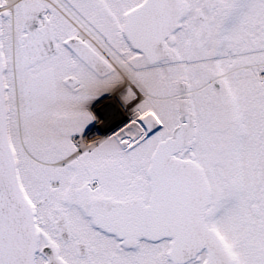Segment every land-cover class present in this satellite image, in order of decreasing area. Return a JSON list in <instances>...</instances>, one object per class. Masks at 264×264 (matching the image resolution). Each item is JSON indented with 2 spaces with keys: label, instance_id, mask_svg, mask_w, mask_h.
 I'll return each mask as SVG.
<instances>
[{
  "label": "snow or ice",
  "instance_id": "1",
  "mask_svg": "<svg viewBox=\"0 0 264 264\" xmlns=\"http://www.w3.org/2000/svg\"><path fill=\"white\" fill-rule=\"evenodd\" d=\"M0 264H264V0H0Z\"/></svg>",
  "mask_w": 264,
  "mask_h": 264
},
{
  "label": "flooded vegetation",
  "instance_id": "2",
  "mask_svg": "<svg viewBox=\"0 0 264 264\" xmlns=\"http://www.w3.org/2000/svg\"><path fill=\"white\" fill-rule=\"evenodd\" d=\"M110 103H113L116 107L115 110L119 111L121 114H115L112 112L111 109H109ZM96 107L101 109V111L104 113V118L98 121V127L102 129V131L94 133L96 138H100L103 135L112 134V132L118 131L119 127L123 126L121 121H125L126 118L131 119L130 110L122 106L115 98L103 100Z\"/></svg>",
  "mask_w": 264,
  "mask_h": 264
},
{
  "label": "bare ground",
  "instance_id": "3",
  "mask_svg": "<svg viewBox=\"0 0 264 264\" xmlns=\"http://www.w3.org/2000/svg\"><path fill=\"white\" fill-rule=\"evenodd\" d=\"M109 109H111V111L114 112L115 114H117V113H118V114H121L119 111L115 110L116 107L114 106L113 103H110V104H109Z\"/></svg>",
  "mask_w": 264,
  "mask_h": 264
}]
</instances>
